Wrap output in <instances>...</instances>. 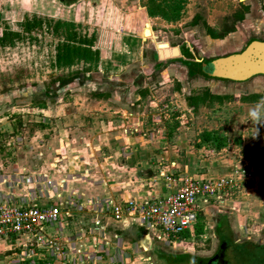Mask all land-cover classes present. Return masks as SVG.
Returning <instances> with one entry per match:
<instances>
[{
	"label": "rangeland",
	"instance_id": "obj_1",
	"mask_svg": "<svg viewBox=\"0 0 264 264\" xmlns=\"http://www.w3.org/2000/svg\"><path fill=\"white\" fill-rule=\"evenodd\" d=\"M145 1L0 0V38L5 30L18 34L0 43L5 44L0 45V173L8 178V187L14 183L21 189L16 196L42 190L52 196L39 201L50 203L70 196L66 232L75 233L71 248L84 238L87 249L79 251L94 256L92 243L76 232L92 227L93 214L82 204L104 196L95 195L98 183L113 184L115 201L141 200L168 192L169 178L221 177L231 165L246 166L254 174L243 183L249 194L238 208L248 214L245 229L238 227L236 213L215 206L199 218L192 240L170 247L135 225L119 231L101 219L102 226L107 224L104 232H114L123 251L132 253L125 264H163L156 248L210 258L218 247L212 227L225 214L219 210L228 211L237 241L264 232V89L251 87L253 81L205 85L212 80L189 78L173 55L162 54L184 41L202 47L203 37L225 35L242 15L238 25L247 31L245 40L264 39L263 31L253 34L256 14L264 16V0H165L179 5L173 19L147 16ZM33 18L42 21L41 27L25 31L23 22ZM58 20L74 23L71 29L78 37H94L97 62L56 64V47L69 32L57 26ZM146 152L143 162L140 154ZM79 168L90 170L82 197L67 191L69 185L61 180L74 179L69 171L80 177ZM56 179L61 185L45 187L47 180ZM76 179L72 184L77 186ZM4 247L0 243V264L10 255ZM105 249L92 264H106Z\"/></svg>",
	"mask_w": 264,
	"mask_h": 264
},
{
	"label": "built area",
	"instance_id": "obj_2",
	"mask_svg": "<svg viewBox=\"0 0 264 264\" xmlns=\"http://www.w3.org/2000/svg\"><path fill=\"white\" fill-rule=\"evenodd\" d=\"M253 174L254 170L243 166L217 178H169L171 186L165 194L122 202L93 198L84 207L95 214L90 220L93 223H99L95 221L99 215L115 221L129 220L148 238L174 247L186 239L192 240L198 220L205 215L206 209L215 206L233 209L235 194L241 192L244 181L251 182L248 177ZM51 183L47 180L45 187ZM34 196L30 199L28 195H0V243L8 246L11 264H63L69 259L75 235H65L70 217L65 204L71 201H38L45 198L42 190L34 191ZM186 230L190 231V237H184ZM99 233L103 230L99 229ZM100 236L105 243V235ZM99 249L105 248L101 245Z\"/></svg>",
	"mask_w": 264,
	"mask_h": 264
},
{
	"label": "trees",
	"instance_id": "obj_3",
	"mask_svg": "<svg viewBox=\"0 0 264 264\" xmlns=\"http://www.w3.org/2000/svg\"><path fill=\"white\" fill-rule=\"evenodd\" d=\"M144 6L148 16L150 17L162 16L165 19H173L177 16L174 15V10H176L179 5L175 3L170 4V2L167 4L165 3V0H146ZM167 7L170 8L171 12H166ZM243 18L244 17L242 15L237 19L236 22L243 20ZM56 24L58 27H66L69 29V32L64 37L65 41L61 44H58L56 47L55 62L57 65H69L76 60L84 62L98 61L99 51L91 49L94 41L93 36L91 38L85 36L78 37L77 33L71 29L75 24L68 21L58 20ZM41 25L42 21L39 18H33L31 20H25V22L22 24V27L25 31L29 32L34 27H41ZM232 31H234V26L232 29L227 31L225 35L214 37V39H222ZM17 36V33L10 31L6 32L5 30L0 38V43L5 42V40L9 38ZM202 51V47L193 44L191 41H184L178 46L166 49L162 55L165 57L173 55V57H175V62L186 68L187 76L189 78L200 76L208 80H218L202 74L196 67V63L200 59ZM156 56L157 55L155 54L154 57ZM220 80L224 82H232L226 79ZM219 212H221V210H219ZM225 214H220L217 219L216 235L220 242L223 240L227 243V246L224 245L226 248V264H264V244H258L255 242L253 243L251 241H234L232 230ZM154 254L156 259L161 261L163 264H211L210 258L200 257L187 252H168L166 250L156 248L154 249Z\"/></svg>",
	"mask_w": 264,
	"mask_h": 264
},
{
	"label": "crops",
	"instance_id": "obj_4",
	"mask_svg": "<svg viewBox=\"0 0 264 264\" xmlns=\"http://www.w3.org/2000/svg\"><path fill=\"white\" fill-rule=\"evenodd\" d=\"M142 9H145V11H146V8H145L144 4L142 5ZM146 14H147V11H146ZM258 14H256V19L259 20V21L254 23L255 25H254V29H253V34H255V35L256 34L260 35V34H262V31L264 32V29H262L263 27H261V23H262V26H264V16L262 14H260L261 17H259ZM147 16H148V14H147ZM239 23H241V22H239ZM239 23L237 22V24L234 25L235 26L234 31L229 32L222 39H210L209 36L203 37L201 39V42L203 44L202 45V50H203L202 52L206 56L207 55H211V54H215V53L216 54L223 55V54H227V53H229L231 51H234V50H237V49L241 48L243 46V44L245 42H247V40H245V37H246L245 36V34H246L245 32H247V31H244L243 29H240L239 28L240 26L238 25ZM249 33H250V31H249ZM249 38H250V36L248 37V39ZM258 38H261L262 39V37H258ZM199 80L202 81L201 79H199ZM249 81H253V82H251V85H250L251 87L261 86L264 89V82H262L261 80L252 79V80H249ZM249 81H247V82H249ZM213 84H217V83L216 82H213V80L211 82H205V85L212 86ZM218 85H220V84H218ZM220 86H222V85H220ZM221 88H224V86H222ZM144 139H143V141H144ZM144 142H146V141H144ZM130 155L131 156H134V157L136 156L133 152ZM140 155H141V160L143 162H145V160H147V157H148L149 153L146 152V153H142ZM132 161L133 160H131V162ZM238 165H239L238 163H236L233 166L231 165L230 167H228L229 168L228 172L227 171L226 172L224 171L223 173H221L219 175H222L223 176L225 174L226 175L227 174H231L235 170L236 167H239ZM79 172H80V175H79L80 177H76L74 172H70L69 171L68 175L74 176L73 177L74 179L72 181H67V183H66L64 179H61V180H62L63 183H65V186L68 187V185H69L67 191L68 190L69 191H72L73 190V192L79 193L80 194V197H82V196H85V191H81V188L84 189L85 186H87L86 180H89L88 178H89L90 170H89V168H83V169L82 168L81 169L79 168ZM202 176H204V177H211V178H217V177H215L216 175L215 176L214 175L208 176V175L205 174V175H202ZM76 178H79L78 185L77 186L74 185V184H72V183L77 182V179ZM7 179L0 173V195L1 196L13 195L15 197H18V196H16V194L20 193L21 189L20 188L18 189L17 187H15L13 185L14 183L12 184V187L11 188L8 187V185H7V183H8L7 182ZM61 180L60 181H57V179H56L55 181L52 182V184H55V185H58L59 186V185H61L60 184L61 183ZM98 184H100V186L97 187L98 190L97 189L94 190V191H98L97 192L98 194H95V195H98L99 196V195L103 194L104 196L102 198H99V199H109V200H113V197H112V195L114 194V192H113V184L110 183V184H107L105 186H103L102 183H98ZM242 190H246V193L243 194V192L241 191L242 196L236 197V199L234 200L233 209H229V210L232 211V212H234V213H236L235 214L236 216L234 215V217H235V219L238 220L237 221L238 222V227H240L242 229H245L246 228V225L245 224H246V221H247V218H248V214L246 212H244L245 210L241 209V207H240V209H238V208H239V205L245 203L244 200H243L246 197L245 195H248L249 194V193H247V191H248L247 185H244L243 188H242ZM62 192H65V191H62ZM56 195H61V192L59 194H56ZM105 195H109V196H105ZM47 196H52V195H50L48 193H45V197H47ZM28 198H30V199L35 198L34 192L33 193H30V195L28 196ZM93 198H97V197L88 198L86 200V202H84V204H82V206L83 207L86 206L88 200H92ZM68 199H70V196H69ZM68 199H66V200L63 199V202L67 201ZM39 200H42V199H39ZM43 200H45V199H43ZM122 201H124V200H122ZM74 204H75V207L78 206V202L77 203H74ZM65 206H66V204H65ZM244 213H246V214H244ZM92 218L93 219L95 218V214H93V217ZM103 218L105 220H107V221H111L112 227H114V228L116 227L119 231H126V230H128V228H126V227L128 225H131L129 220H118V221H115V220H113L111 218H108L107 216H101V215H99L97 217V220H95V221H98L99 222L98 224L93 223V222H91L89 220L90 223L92 224L91 225L92 227H89L88 230L80 227V229H78V230H81L83 232L85 231L86 233H83V232L80 233V231L79 232H76V233L79 234L80 237L82 235L85 236L86 237L85 239L89 241V244L92 243V246L91 247L93 248V251L97 254V256H96V254L94 256L92 254H90V256H87V255L84 254V253H86V251H84L83 253H82V251H79L83 247L85 248L84 250L87 249L84 246V241H83L84 238H81V239L79 238V239H76V241H75V242H77V246L74 248L76 250H74V249L72 250L71 249L70 255H69V259L66 262H64L63 264H92V262L100 260V258H102V256H100L101 250H99L100 252H97V251H95L94 248H97V246L99 245V243H101L100 241L102 239H101V236L100 235H102V234L105 235V239H106V242L102 245L103 248H106L105 249V253L107 255V260H104V263H106V264H111V263H113V264H117V263L125 264V263H127V261L129 262V258L131 257L130 255L132 253L128 254L127 252L123 251L125 249V246L123 245V243L120 242V239L117 240V237H116V235H115L114 232L113 233L111 231L104 232V230L107 227L106 226L107 224L104 225L105 227L102 226L101 219H103ZM99 229L100 230H103V233H99ZM66 231L67 230H65V235H68ZM131 231H133V229ZM246 232H247V230H246ZM245 237L247 239L249 238L248 236H245ZM141 238H143V237H141ZM80 245H83V246L80 247ZM136 246L139 247V245H136ZM136 246L134 245V248L135 249H136ZM5 249L6 250L8 249V246L6 244H5L4 250ZM111 250H112V252H111ZM9 257H10V255L7 258H4L5 259L4 262H3V260H1V263L2 264H11ZM8 258H9V260H8ZM94 264H97V262L94 263Z\"/></svg>",
	"mask_w": 264,
	"mask_h": 264
},
{
	"label": "water",
	"instance_id": "obj_5",
	"mask_svg": "<svg viewBox=\"0 0 264 264\" xmlns=\"http://www.w3.org/2000/svg\"><path fill=\"white\" fill-rule=\"evenodd\" d=\"M198 70L214 79L232 82H247L258 79L264 82V39L249 38L246 44L227 54L205 55L201 52L196 63ZM224 243L220 242L211 259V264H226Z\"/></svg>",
	"mask_w": 264,
	"mask_h": 264
},
{
	"label": "flooded vegetation",
	"instance_id": "obj_6",
	"mask_svg": "<svg viewBox=\"0 0 264 264\" xmlns=\"http://www.w3.org/2000/svg\"><path fill=\"white\" fill-rule=\"evenodd\" d=\"M248 41V40H247ZM244 44H246V42L244 43ZM237 83V82H236ZM225 210V209H224ZM223 209L221 210V212H223V213H228V211H224ZM210 211H211V208H210ZM210 224L212 223V222H209ZM216 225H217V221L215 222V224H214V228L212 227V230H214V232H212V234H213V236L215 237V238H217V240H218V244L220 243V240H219V238L217 237V235H216ZM231 227V226H230ZM231 230H232V228H231ZM232 235H233V239H234V241H236V242H243V241H251V242H255V243H258V244H264V232H261V233H258L257 235H256V239L254 238V239H252V238H246V239H244V240H240V241H237L235 238H234V233H233V230H232ZM260 239H262V240H260ZM222 242L224 243V245L225 246H227V243L225 242V241H223L222 240ZM230 248V247H229Z\"/></svg>",
	"mask_w": 264,
	"mask_h": 264
}]
</instances>
